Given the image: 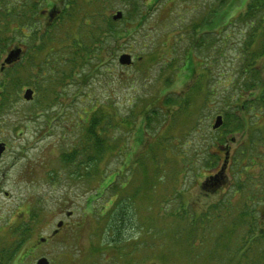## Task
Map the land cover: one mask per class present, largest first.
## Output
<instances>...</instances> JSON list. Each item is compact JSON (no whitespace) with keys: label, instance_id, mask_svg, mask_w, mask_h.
<instances>
[{"label":"rangeland","instance_id":"374dc122","mask_svg":"<svg viewBox=\"0 0 264 264\" xmlns=\"http://www.w3.org/2000/svg\"><path fill=\"white\" fill-rule=\"evenodd\" d=\"M245 2L226 0L219 7V0H142V12L148 13L141 28L136 30L134 22H117L116 28L126 26L129 35L111 37L96 54L102 59L101 64L97 60L89 63L81 68L79 79L70 83L65 80L61 86L56 74L49 80L38 75L32 65L43 56L58 58L56 50H45L38 60L27 65L23 44L14 46L22 47L23 54L11 63L1 65L7 52L1 55L0 81L7 70L18 68L16 77L21 78L23 85L0 109V141L9 146L0 162V245L11 242V228L22 221L27 220L31 226L25 246L12 264H35L40 256L47 258L49 264H92L94 260L84 256L94 243L105 242L103 222L97 214L101 206L106 209L109 205L104 202L106 193L111 195L106 190L102 197L94 199V192L110 180L132 183L117 191L118 196L140 190L131 208L138 223L135 228H140L143 235L138 240L144 243L139 244L131 258L127 257L125 264H248V260L232 252L243 244L244 235L242 230L230 231L229 219L237 214L242 197L259 193L257 188L264 181V112L251 116L254 126L249 124L232 139L226 135L222 144L215 141L221 133L211 128L214 118L222 115L219 107L226 108L224 102L232 94L229 77L238 68L236 56L243 39V28L234 19L243 11ZM109 6L103 10L97 7L95 11L100 10L109 19L117 11L124 14L121 0H114L113 8L112 4ZM58 15L57 10L52 18ZM41 17V22L46 19V11ZM196 24L198 30L191 33ZM77 25L78 21L72 22L68 31L76 33ZM85 38L80 37L82 43ZM120 54L130 55L131 65H120ZM204 62L209 67L205 66L208 69L203 73ZM22 64L23 68H19ZM188 64L193 67L190 78ZM28 88L33 95L26 101L23 93ZM208 90L212 92L209 100L218 102L204 107L203 95ZM166 96L179 98L175 111L162 104ZM91 99L108 100V105L113 103L118 109V116L131 113L136 118L129 130L107 132L110 140L114 137L115 155L105 159H109L107 165L101 164L102 172L87 177L83 166L64 168L60 156L76 142L78 124L88 114ZM181 99L188 104L179 105ZM213 105L215 110L209 111ZM153 109L158 110L157 121L151 119L148 129H139L140 114ZM252 128H258L253 150L248 145ZM226 147L230 158L222 167ZM120 150L125 152L120 154ZM136 160L152 169L150 174L140 176L143 182L136 180L138 174H134L135 179L131 176L134 162L138 164ZM159 165L161 169L156 172ZM136 173L142 174L137 170ZM29 208L37 215L34 221L28 220ZM257 208L264 211V204ZM260 211L258 224L264 229ZM214 212L215 217L211 214ZM191 214L197 223L205 220L203 227L193 224L192 229ZM59 220L64 222L63 228L53 237L50 234ZM136 230H129L128 234ZM153 231L160 235H153ZM222 232L227 234L217 240V234ZM40 238H47V242L41 245ZM151 239L158 243L150 242ZM214 242L217 246H213ZM262 245L261 249L257 246L248 252V259L255 261L250 264H264ZM112 254L107 255V263L115 262Z\"/></svg>","mask_w":264,"mask_h":264},{"label":"trees","instance_id":"16d2710c","mask_svg":"<svg viewBox=\"0 0 264 264\" xmlns=\"http://www.w3.org/2000/svg\"><path fill=\"white\" fill-rule=\"evenodd\" d=\"M121 1L124 14L120 19L113 20L112 17L114 15H112L111 19L104 18L100 10H98V13H96L95 10L97 7L103 10L107 5L111 6V4L113 8L114 0H112V3H110V0H0V57L5 52H8L11 47L23 44L24 46H22L25 48L27 54V65L28 62H32L33 59L38 60L39 54H43L45 50L48 49L51 52L56 50L55 52L59 54L58 58L55 55H52L53 57H51V55L49 57L43 56L39 63L32 64L36 66L37 74L41 77H47L49 80L52 78L54 79V75L56 74V77L61 79L58 83L60 86L65 84V80L70 83V81L79 79L81 68L89 63L96 62V60L101 64L102 59L98 58L96 54L100 53L104 44L109 41L111 37L115 38L119 33L125 36V38L127 37L128 30L126 26L117 29V22H134L136 30H138L146 19V14L148 12H142V0ZM225 1L226 0H219V7L225 5ZM244 6L243 11L234 19L235 23L243 28V39L241 41L239 54L236 56L239 58L238 68L233 75L229 77L232 94L225 100L226 103L222 101L226 105V108L219 107L223 120L222 125L215 130L222 135L215 140L218 141L219 144L225 141L226 135H230V139H232V135L248 128L249 124L254 126V121H251V116L254 118L257 116L256 113L263 114L264 112V0H246ZM127 7L128 9L130 8V10L126 9ZM57 10L59 15L52 18L53 13L57 12ZM45 11L47 17L41 22V16ZM99 19H101L102 25ZM75 21H78L76 33L71 34L68 31L71 28L69 25ZM198 25L199 24L192 26L191 33H196L199 28ZM82 35L87 39L83 43L80 40ZM63 44L65 46H63ZM95 57H97V59ZM23 65L24 64L19 68H23ZM207 65L209 67V63L204 62L201 64L203 73L207 71L208 67L205 69ZM189 69L190 74L188 77L190 78L193 73L191 64L186 66V70ZM18 70V68L7 70L6 77L0 81V109L9 102L7 100L9 96L11 98V96L23 85L20 81L21 78L16 77ZM203 78H206V76L204 75ZM39 85L42 86V84ZM195 86L193 87L195 88ZM201 88L203 89L200 84V86H198L199 91H201ZM211 91L213 92L212 89ZM212 92H210V90L204 92V107H207L209 103L215 104L218 102L214 101L213 99L215 98L213 97V101L209 100V97L212 96ZM180 98L183 99L181 96ZM178 99L177 97L173 98L172 96H166L162 100V104L170 106V108L173 107L172 111H175L177 109H175V106L177 105ZM182 99L179 101V105L188 104V101H183ZM89 101H91L92 104H88L89 112L84 119H81V123L78 124L77 136L75 138L76 142L68 150L62 152L60 156L64 168L71 169L83 166L87 170V177L97 172H102V168H100L101 164L104 163V165H107L109 159H107V161L105 159L110 155L113 158L115 155L114 137L112 136L111 142L107 132L111 130L113 133H119L118 129L122 128L129 130L132 128L133 121L136 118V115L131 113L118 116V109L113 103L112 105H108V100L107 102L94 99ZM102 102H105V104ZM211 109L215 110V106L213 105V107L209 108V111H211ZM132 111L133 110H131V112ZM157 111L158 110L153 109L151 111H143L144 113L140 112L141 114L138 113L142 119L140 122V124H142L139 126V129H143L144 127V129H148L150 127L149 123L153 121L151 119L157 121ZM163 117L166 118L165 115H163ZM252 129L248 145L253 150L257 144L255 142L257 141V136H255L254 132L257 131L258 128ZM124 152L125 150L119 151L120 154ZM211 158L215 160L218 159L215 156ZM229 158L230 157H228L227 162H229ZM248 158H251V156ZM153 160L156 159L154 158ZM136 161L138 164L134 162L131 176L134 178V174H138V176L135 177L136 180L143 182V180H139L140 176L147 172L150 174L152 169L149 168L148 164L144 167L145 165L143 162ZM157 164H159V162ZM160 169L161 166L159 165L155 168V171L159 172ZM104 170L106 171L107 168L105 167ZM136 170L142 172V174L136 173ZM220 174L221 171H219V175ZM114 176H116V174ZM129 181L130 180L127 182L122 181L117 184L114 183V180H110L104 185L102 184V186L94 192V199H97L102 197V194L105 193L106 190L111 191V195L106 193L107 199L104 198V202L109 203L108 207L105 209V206H101L97 214V217H101V222H103V229L101 228L103 231L102 237L107 244L102 241L98 244L94 243L93 246H90L91 248L86 251L84 258L88 259L91 257L94 262L101 259L102 264H125L124 261L127 260V257L129 256L131 258L132 253L138 251L136 248L139 244L142 245L144 243L138 240L141 239L139 237L143 235L139 232L140 228L137 230L135 228L138 223L136 222V216L132 214L131 208L134 196L140 190L136 191L135 194L129 193L124 196H118L116 194L117 191L124 190L127 184L132 185ZM237 187L239 188V185ZM257 189L259 193H253L251 196L246 194L242 197V204L241 207L238 208L237 214H235L234 219H229L231 221L230 231L234 229L242 230V235H244L243 244L239 245L241 248L238 247L240 250L236 247L232 252L235 253V256H240V258L243 257L245 261L248 260V264H250V262H255L254 260L248 259V252H250V250L253 252L255 248L258 247L261 249V244H263L262 247L264 248V229L261 228V225L259 226V218L257 217L259 214V209L257 207H262L264 204V181L262 187L259 185ZM111 196H113L112 201H110ZM89 201L91 202L93 200ZM216 213L217 212L211 214L215 217ZM221 214H223V212H221L220 215ZM260 214L264 215V211H260ZM28 215V220L30 219L32 221L37 217L31 208H29ZM221 217H223V215H221ZM26 221L27 220H24L19 226H14L13 229L11 228L10 237L12 240L9 244L0 245V264H12L20 249L25 246L29 231H31V226ZM189 221L192 229L193 224H201V227L205 224V220H200L199 223L195 222L193 214H191ZM226 221H228V218L225 219V222ZM134 229L136 230L135 233L128 234L129 230L133 231ZM152 233L153 235H160V232L157 231H153ZM226 234L223 232L222 234H217V240H220V238L224 237ZM230 235H232V233L228 235L229 240L232 239ZM188 239L189 235L185 237L184 241L187 242ZM143 240L145 241V239ZM60 241L65 242V240ZM46 242L47 240L45 242L40 241V244L42 245V243L44 244ZM150 242H155V244L158 243V241L153 239H151ZM188 243L190 244V242ZM214 243L216 244H213V246H217V242ZM219 244L222 243L219 242ZM111 246L112 248H109ZM96 247H98L99 250H97ZM231 248L232 246L229 243L228 250H231ZM111 251L113 254L110 256H112L115 262L107 263L109 259L107 255L112 253Z\"/></svg>","mask_w":264,"mask_h":264},{"label":"water","instance_id":"95a60500","mask_svg":"<svg viewBox=\"0 0 264 264\" xmlns=\"http://www.w3.org/2000/svg\"><path fill=\"white\" fill-rule=\"evenodd\" d=\"M121 16H122L121 12L117 11L114 14V16L112 17V19L117 20V19H120ZM19 54H20L19 48H14V49L10 50L7 53L6 57L4 58L2 65L11 63L13 60H15L19 56ZM117 61L122 66L123 65L128 66L131 64V57L128 54H120ZM32 94H33V91L31 89H29V88L26 89L23 93V99L26 101L30 100L32 98ZM222 122H223L222 116L219 114L214 118V122H213L211 128L213 130L219 128L222 125ZM3 149H4L3 145L0 144V154L3 151ZM227 160H228V149L226 148L222 167H224L226 165ZM67 215H69V213ZM61 226H62V221H58L56 223V228L53 230L52 234H56L58 231V228H60ZM40 241L43 242L44 238H41ZM35 264H48V260L45 257H40L39 259L36 260Z\"/></svg>","mask_w":264,"mask_h":264},{"label":"flooded vegetation","instance_id":"af4514ba","mask_svg":"<svg viewBox=\"0 0 264 264\" xmlns=\"http://www.w3.org/2000/svg\"><path fill=\"white\" fill-rule=\"evenodd\" d=\"M23 48L21 47V54H23L22 52H23V50H22ZM0 71H2V70H0ZM0 144H2L3 145V151L1 152V154H0V162L2 161V159H3V157L7 154V152H8V149H9V146H8V143L7 142H5V141H0ZM2 176H4V171L2 172ZM6 194V193H5ZM260 211V210H259ZM261 211H263V209L261 210ZM64 225V222H63V224H62V226ZM62 228V227H61ZM60 228V229H61ZM60 229H58V231H57V233L56 234H54V235H52L53 237L54 236H56L58 233H59V231H60ZM47 240V239H46ZM45 240V241H46ZM43 244V243H42Z\"/></svg>","mask_w":264,"mask_h":264}]
</instances>
